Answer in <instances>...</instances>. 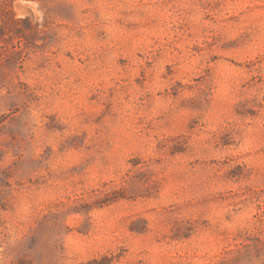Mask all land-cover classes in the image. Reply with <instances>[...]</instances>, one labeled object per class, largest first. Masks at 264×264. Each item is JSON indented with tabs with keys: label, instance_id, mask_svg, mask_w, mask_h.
Instances as JSON below:
<instances>
[{
	"label": "rangeland",
	"instance_id": "1",
	"mask_svg": "<svg viewBox=\"0 0 264 264\" xmlns=\"http://www.w3.org/2000/svg\"><path fill=\"white\" fill-rule=\"evenodd\" d=\"M0 264H264V0H0Z\"/></svg>",
	"mask_w": 264,
	"mask_h": 264
}]
</instances>
